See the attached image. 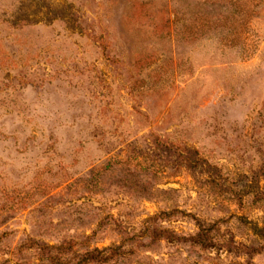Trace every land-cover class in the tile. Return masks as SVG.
Segmentation results:
<instances>
[{"label": "rangeland", "instance_id": "1", "mask_svg": "<svg viewBox=\"0 0 264 264\" xmlns=\"http://www.w3.org/2000/svg\"><path fill=\"white\" fill-rule=\"evenodd\" d=\"M0 264H264V0H0Z\"/></svg>", "mask_w": 264, "mask_h": 264}, {"label": "trees", "instance_id": "2", "mask_svg": "<svg viewBox=\"0 0 264 264\" xmlns=\"http://www.w3.org/2000/svg\"><path fill=\"white\" fill-rule=\"evenodd\" d=\"M201 236H200V234H197L196 236H195V238H200Z\"/></svg>", "mask_w": 264, "mask_h": 264}]
</instances>
